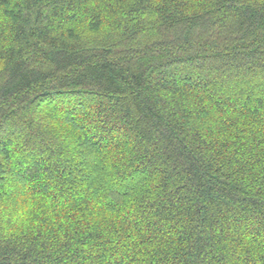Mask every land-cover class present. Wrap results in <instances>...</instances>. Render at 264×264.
I'll return each mask as SVG.
<instances>
[{
  "label": "trees",
  "instance_id": "1",
  "mask_svg": "<svg viewBox=\"0 0 264 264\" xmlns=\"http://www.w3.org/2000/svg\"><path fill=\"white\" fill-rule=\"evenodd\" d=\"M0 264H264V0H0Z\"/></svg>",
  "mask_w": 264,
  "mask_h": 264
}]
</instances>
